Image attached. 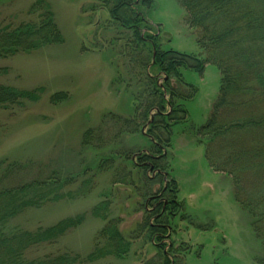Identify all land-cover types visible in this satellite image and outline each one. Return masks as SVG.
Here are the masks:
<instances>
[{"label":"rangeland","instance_id":"1","mask_svg":"<svg viewBox=\"0 0 264 264\" xmlns=\"http://www.w3.org/2000/svg\"><path fill=\"white\" fill-rule=\"evenodd\" d=\"M153 1V18L162 29L160 43L179 53L201 55L179 2ZM47 10L54 14L63 43L0 61L5 71L0 85L38 97L0 111V161L24 165L27 180H43L54 171L75 180L50 193L40 209L15 218L11 229L31 232L76 217L81 222L56 243L31 248L24 258L65 253L77 256L76 264H147L158 259L162 264L167 255L173 264H264V250L251 231L249 216L234 200L231 179L208 166L204 148L190 129L178 133L167 150L166 178L137 167L135 155L153 145L142 136L143 126L132 134L113 122L114 116L128 119L133 102L126 83H115L117 70L128 81L125 60L119 35L98 0H0V25L38 23ZM162 82L158 78L157 84ZM195 83L198 94L189 109L199 123L209 115L218 93L219 72L207 66ZM134 87L132 91L141 89ZM56 94L64 98L53 101ZM87 132L91 137L84 145ZM170 181L176 184L177 211L155 217V205L164 198L157 202L150 197L161 196ZM55 195L62 198L52 201ZM159 217L171 225L164 243L150 240L144 225H153ZM110 225L129 245L128 254L122 260L94 259L95 248L106 242L102 231ZM162 244L163 252H156Z\"/></svg>","mask_w":264,"mask_h":264},{"label":"trees","instance_id":"2","mask_svg":"<svg viewBox=\"0 0 264 264\" xmlns=\"http://www.w3.org/2000/svg\"><path fill=\"white\" fill-rule=\"evenodd\" d=\"M176 1L185 12V23L195 34L196 45L202 52L199 56L179 53L160 43L162 29L153 18V0H98L101 10L108 15L110 28L119 35L121 57L125 60L128 81L117 70L115 83H126L133 102L131 116H114L113 122L124 125L132 134L146 127L143 137L152 143V149L135 158L140 164L135 166L144 173L151 168V172L167 174L166 153L173 138L190 129L197 144L204 148L208 166L231 179L234 200L249 216L251 231L264 250V0ZM31 8L33 12L37 10L36 5ZM53 16L47 10L39 15L38 23L0 25V61L63 43ZM207 66L217 69L220 84L209 115L198 123L191 118L189 104L198 94L195 79L203 75ZM4 74L0 70V76ZM157 76L162 78L161 85L157 84ZM133 85L141 89L132 91ZM36 95L0 85V111L35 102ZM61 98L63 94H56L53 101ZM151 115L153 120L147 125ZM90 137L91 132L85 133L84 145ZM23 166L0 161V264H76L79 258L65 253L24 258L31 248L56 243L81 218L65 219L31 232L11 229L19 215L40 209L50 193L75 182L72 176L61 178V171H54L52 177L43 180H27ZM175 187V182L170 181L161 196L150 197L151 201L159 202L162 197L167 202L165 207L163 202L155 205V217L178 208ZM61 198L55 195L51 200ZM165 219L159 217L151 226L144 224L150 240L164 243L171 226ZM102 234L106 242L95 248L94 259H124L129 245L115 225L107 226ZM164 245L155 247L156 252L162 253ZM159 261L147 264H161ZM162 262L173 264L167 255Z\"/></svg>","mask_w":264,"mask_h":264},{"label":"water","instance_id":"3","mask_svg":"<svg viewBox=\"0 0 264 264\" xmlns=\"http://www.w3.org/2000/svg\"><path fill=\"white\" fill-rule=\"evenodd\" d=\"M155 113H157V112H155ZM152 120H153V115H151L150 116V120H149V122H148V124L147 125H149L151 122H152ZM145 128L146 127H144L143 129H142V132H141V134H142V136H144V137H146V133L144 132V130H145ZM151 142H153L152 140H151ZM142 154H148L146 151H143V152H141V153H139V154H137V155H135V157H138V156H140V155H142ZM134 157V158H135ZM134 158H131L132 160H134ZM150 169V172H151V168H149ZM157 174H162L163 176H164V178H166V174H164V173H160V172H156ZM163 204H164V206H166L167 205V202L166 201H163Z\"/></svg>","mask_w":264,"mask_h":264},{"label":"flooded vegetation","instance_id":"4","mask_svg":"<svg viewBox=\"0 0 264 264\" xmlns=\"http://www.w3.org/2000/svg\"><path fill=\"white\" fill-rule=\"evenodd\" d=\"M165 207V206H164Z\"/></svg>","mask_w":264,"mask_h":264}]
</instances>
